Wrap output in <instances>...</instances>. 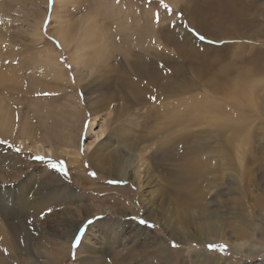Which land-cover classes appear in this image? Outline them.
<instances>
[{"label":"rangeland","instance_id":"374dc122","mask_svg":"<svg viewBox=\"0 0 264 264\" xmlns=\"http://www.w3.org/2000/svg\"><path fill=\"white\" fill-rule=\"evenodd\" d=\"M218 1L0 0V264H264V0Z\"/></svg>","mask_w":264,"mask_h":264},{"label":"bare ground","instance_id":"6f19581e","mask_svg":"<svg viewBox=\"0 0 264 264\" xmlns=\"http://www.w3.org/2000/svg\"><path fill=\"white\" fill-rule=\"evenodd\" d=\"M55 1H59V0H55ZM232 1H235V3H233V4H235V5H233V4H231L230 2H231V0H219L216 4H215V6H214V4H213V6H212V14H213V11H215L216 10V14H217V16L215 15V13L213 14L214 15V17L216 18V21H220L221 23L223 22V21H225L226 19H227V21L230 23V24H234V22H237V20L238 19H236V11H237V9H238V5H240V3H243V0H232ZM245 4V3H244ZM247 4V3H246ZM194 7V6H193ZM245 7V6H244ZM195 8V7H194ZM243 8V7H242ZM241 8V9H242ZM211 9V8H210ZM209 9V10H210ZM190 11V10H189ZM195 11V10H194ZM205 11V10H204ZM242 15V14H241ZM198 16V15H197ZM201 16H203V15H201L200 14V16L199 17H201ZM193 17V16H192ZM198 19V18H197ZM203 19V18H202ZM200 20V19H199ZM203 21V20H202ZM215 20H212V22H216ZM196 22V21H195ZM195 22H193V23H195ZM199 22V21H198ZM233 22V23H232ZM193 23L191 22V24L193 25ZM197 23V22H196ZM202 23V22H201ZM219 23V22H218ZM198 24V23H197ZM216 24V23H215ZM195 25V24H194ZM236 25V24H235ZM243 25V24H242ZM193 27H195V26H193ZM197 28V27H196ZM206 28V27H205ZM214 28V27H213ZM240 28V27H239ZM63 30V29H62ZM197 30V29H196ZM202 30H203V28H202ZM201 30V31H202ZM215 30V29H214ZM218 30V29H217ZM180 31V30H179ZM200 31V32H201ZM59 34V33H58ZM184 35V34H183ZM187 36V35H186ZM59 37V43H60V45L62 44H64L66 41H67V39L69 38V34L67 33H65V34H63V33H60V35L58 36ZM185 37V36H184ZM187 38H189L188 36H187ZM192 40V39H191ZM227 43V42H226ZM180 45H182V44H180ZM3 46V45H2ZM181 47V46H180ZM4 48V47H3ZM189 52H190V50H189ZM261 53V52H260ZM264 53V52H263ZM255 59H257V58H255ZM259 61L258 62H255V63H257V64H255L254 62H251V64H252V66H253V69H255V70H257V71H259L260 73H264V54H263V56L260 58V59H258ZM11 67V66H10ZM42 67V66H41ZM137 68H136V70L138 71V73H143V67L141 66V65H137L136 66ZM45 68H49L48 70L49 71H51V73H53L52 74V76H54L55 75V73H57L56 71H57V69H55V68H53L52 67V65H50V64H47V65H45ZM12 70V69H11ZM44 71V70H43ZM146 72H148L147 70H146ZM8 73V72H7ZM10 73V72H9ZM11 74H14L13 72H11ZM16 74V73H15ZM50 74V73H49ZM7 75V74H6ZM6 75H3V76H5L6 77ZM9 75V74H8ZM47 75V74H46ZM89 75V74H88ZM141 75H143V74H141ZM1 76V75H0ZM43 76V75H42ZM8 77V76H7ZM11 77H13V76H11ZM144 77V76H143ZM1 78V77H0ZM48 78H49V76H48ZM54 78H57V76H54ZM9 79V78H8ZM7 80V79H6ZM12 80V79H11ZM10 80V81H11ZM9 81V80H8ZM13 81V80H12ZM11 81V82H12ZM118 81V80H117ZM3 82H4V84L6 83L5 81H4V78H2V79H0V85H2L3 84ZM129 82V81H128ZM38 84V83H37ZM121 84V83H120ZM133 84V83H132ZM123 86H126V84H123ZM239 86V85H238ZM119 87H122V85H120ZM127 87V86H126ZM108 89H109V87H108ZM107 89V90H108ZM238 90L236 91V89H235V91H236V94L240 97V100H234V103L233 104H236V103H240L241 101H249L250 103H251V106H253L255 103H256V100L255 101H253V92H251V90H250V88H248V87H246V86H244V85H241L239 88H237ZM237 96V97H238ZM214 108H215V111L214 112H216V110H217V106H215L214 105ZM227 109V108H226ZM49 111V110H48ZM218 111V110H217ZM224 112H226V111H224ZM231 113V112H230ZM217 115H220V116H222L221 114H217ZM220 116H214V121L216 122V123H218L219 121H222L221 120V117ZM216 118V119H215ZM6 122H7V119L5 120ZM21 143V142H20ZM20 145V144H19ZM24 147V146H23ZM38 147H40V146H38ZM34 151H35V153L37 154V155H41V154H43V156L45 155V156H51L52 157V152L48 149H44L43 147L41 148V149H39V148H35L34 149ZM44 156V157H45ZM104 161V160H103ZM99 164V163H98ZM97 164V165H98ZM77 168V167H76ZM125 174H123L121 177L122 178H126L125 176H124ZM67 199V198H66ZM28 203V202H27ZM45 204L44 203H42V205L41 206H44ZM31 208V207H30ZM155 212V211H154ZM157 216V215H156ZM29 227V226H28ZM74 232V231H73ZM72 232V233H73ZM71 233V234H72ZM209 234V233H208ZM214 236V235H213ZM212 236V237H213ZM207 237H209V236H207ZM240 243V242H239ZM229 244V243H228ZM249 245L252 247V248H256V247H258L257 245H255V244H253V243H249ZM236 246H240V245H236ZM242 246V245H241ZM235 249V248H234ZM258 249H260V251L261 252H264V245L263 244H261V246H259V248ZM57 252V251H56ZM1 254V253H0ZM264 255V254H263ZM56 259V258H55ZM0 260H2V259H0Z\"/></svg>","mask_w":264,"mask_h":264},{"label":"snow or ice","instance_id":"6c2138e0","mask_svg":"<svg viewBox=\"0 0 264 264\" xmlns=\"http://www.w3.org/2000/svg\"><path fill=\"white\" fill-rule=\"evenodd\" d=\"M162 6L164 7V8H166V9H168V5L167 4H163L162 3ZM201 39H203V37H200ZM36 159H41V158H39V157H37ZM52 167H54V168H56L57 167V165H52ZM63 168H64V166H63V164L61 163L60 165H59V169L61 170V171H63ZM92 175L93 176H95V173H92ZM141 224H145V223H147L146 221H144V220H140L139 221ZM152 227H155L154 225H151ZM77 239V241L79 240V237H77L76 238ZM173 246H175V245H173ZM208 248H209V250L210 251H217V250H226L227 249V245H215V244H209L208 245Z\"/></svg>","mask_w":264,"mask_h":264}]
</instances>
